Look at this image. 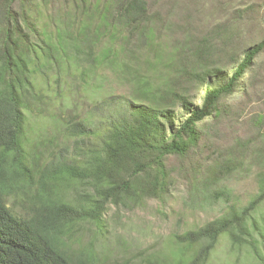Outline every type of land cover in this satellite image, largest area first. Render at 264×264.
<instances>
[{
  "label": "trees",
  "instance_id": "obj_1",
  "mask_svg": "<svg viewBox=\"0 0 264 264\" xmlns=\"http://www.w3.org/2000/svg\"><path fill=\"white\" fill-rule=\"evenodd\" d=\"M263 55L264 0H0V264H209L225 234L257 255L264 179L247 205L173 233L168 253L97 243L122 210L167 198ZM110 81L131 91L121 110L80 111L81 91ZM31 116L63 121L67 143L33 141ZM224 152L190 182L228 204L213 190Z\"/></svg>",
  "mask_w": 264,
  "mask_h": 264
},
{
  "label": "rangeland",
  "instance_id": "obj_2",
  "mask_svg": "<svg viewBox=\"0 0 264 264\" xmlns=\"http://www.w3.org/2000/svg\"><path fill=\"white\" fill-rule=\"evenodd\" d=\"M259 66L262 71L254 85L249 79V90L245 85L242 93L230 98L229 113L219 121L207 120L209 126L205 127L206 140L202 143L199 159L187 164L188 170L178 175L179 179L167 198L164 201L150 199L144 207L132 211L122 210L111 223L108 239H100L97 243L98 249L116 255L124 253V249L136 254L146 248L168 253L171 250L168 242L173 233L203 225L222 215L231 204L243 207L249 203L264 179V55L259 59ZM84 89L78 102L80 111L95 112L99 116L120 111L121 104L127 102L125 97H130L131 93L128 85L121 86L114 81L103 88L95 85ZM110 94L114 96L110 98ZM49 110L58 111L51 106ZM62 123L50 116H31L32 140L56 137V142L61 144L63 138L59 136L58 129ZM64 143H67L66 139ZM220 150L225 151L223 156L230 163L220 173L213 190L230 193L228 204L210 197L207 191L194 194L191 190L190 178L198 171L194 164L205 163L204 159L216 157ZM230 153L234 154L231 156ZM115 211V207L111 208L110 219ZM249 218L248 226L258 254L252 255L247 246L239 251L233 250L229 235L225 234L220 238L209 264H264V239L261 237L264 233V203Z\"/></svg>",
  "mask_w": 264,
  "mask_h": 264
}]
</instances>
